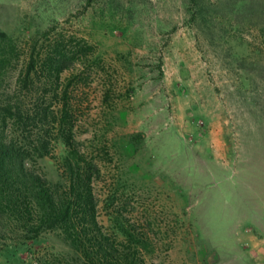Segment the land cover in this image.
I'll return each instance as SVG.
<instances>
[{"label": "rangeland", "instance_id": "obj_1", "mask_svg": "<svg viewBox=\"0 0 264 264\" xmlns=\"http://www.w3.org/2000/svg\"><path fill=\"white\" fill-rule=\"evenodd\" d=\"M37 40L94 48L46 101L70 104L129 264H264V0H0V96ZM52 142L30 167L57 183L68 150ZM21 234L0 211V264H87L60 230Z\"/></svg>", "mask_w": 264, "mask_h": 264}, {"label": "trees", "instance_id": "obj_2", "mask_svg": "<svg viewBox=\"0 0 264 264\" xmlns=\"http://www.w3.org/2000/svg\"><path fill=\"white\" fill-rule=\"evenodd\" d=\"M41 47L39 40L33 42L14 88L0 96V211L16 221V231L25 240L60 230L87 264H129V258L124 256L131 255L118 248L124 245L111 239L98 220L99 201L94 183L100 169L75 147L73 127L68 120L70 104L52 106L46 101L47 93L61 75L88 58L94 48L85 40L66 46L57 40L45 52ZM2 52L5 53L4 48ZM3 54L0 71L6 62ZM59 96L67 97V91L56 88L55 97ZM10 128L14 130L9 131ZM56 139L63 141L68 155L61 164L63 179L52 183L31 168L30 162L34 156L51 155L52 140ZM120 232L127 235L123 227ZM78 262L75 258L49 256L35 264Z\"/></svg>", "mask_w": 264, "mask_h": 264}]
</instances>
